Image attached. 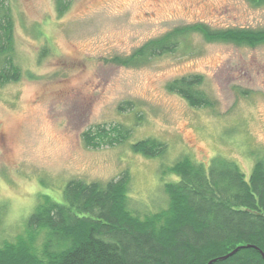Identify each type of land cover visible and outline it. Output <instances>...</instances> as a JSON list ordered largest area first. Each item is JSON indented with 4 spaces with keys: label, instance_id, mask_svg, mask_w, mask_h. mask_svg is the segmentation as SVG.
Instances as JSON below:
<instances>
[{
    "label": "rangeland",
    "instance_id": "1",
    "mask_svg": "<svg viewBox=\"0 0 264 264\" xmlns=\"http://www.w3.org/2000/svg\"><path fill=\"white\" fill-rule=\"evenodd\" d=\"M10 6L21 77L0 83V243L24 232L40 195L61 200L72 178L106 182L126 172L128 206L142 216L166 206L163 183L174 176L161 170L183 156L205 164L224 157L246 174L264 156V44L209 41L195 31L177 50L139 65L110 61L184 25L264 28L263 4L72 0L60 15L54 0ZM189 74L202 76L211 106L192 107L167 90ZM116 124L129 129L122 143L84 144L88 128ZM144 138L165 143V152L146 157L130 149Z\"/></svg>",
    "mask_w": 264,
    "mask_h": 264
},
{
    "label": "trees",
    "instance_id": "2",
    "mask_svg": "<svg viewBox=\"0 0 264 264\" xmlns=\"http://www.w3.org/2000/svg\"><path fill=\"white\" fill-rule=\"evenodd\" d=\"M248 1L264 5V0ZM54 2L60 15L72 0ZM195 31L209 41L248 47L264 44V28L211 29L196 23L176 27L110 61L139 65L177 50L180 39ZM13 32L10 0H0V83L21 77L14 61ZM47 52L44 47L40 57ZM201 83L200 74H189L166 87L192 107L211 106L209 96L199 88ZM128 136L129 129L119 124L90 127L82 133L84 144L93 148L120 144ZM130 149L154 157L165 152L166 144L144 138L131 142ZM161 173L174 176L163 183L166 206L142 216L128 206L126 172L106 182L72 178L59 201L40 195L24 232L14 241L0 243V264H206L247 244L254 247H241L211 264H264L260 253L264 254V156H255L249 174L220 156L208 164L183 156Z\"/></svg>",
    "mask_w": 264,
    "mask_h": 264
},
{
    "label": "water",
    "instance_id": "3",
    "mask_svg": "<svg viewBox=\"0 0 264 264\" xmlns=\"http://www.w3.org/2000/svg\"><path fill=\"white\" fill-rule=\"evenodd\" d=\"M248 246H253V245L247 244V245H240V246H237V247H235L233 250H231L230 252H228L227 254L209 260L206 264H211L213 261H215V260H217V259H218V260H220V259H224V258H226L227 256H230L231 254H233L234 252H236V251H237L238 249H240L241 247H248ZM253 247H254V246H253ZM260 253H261L262 257L264 258V254H263L261 251H260Z\"/></svg>",
    "mask_w": 264,
    "mask_h": 264
}]
</instances>
